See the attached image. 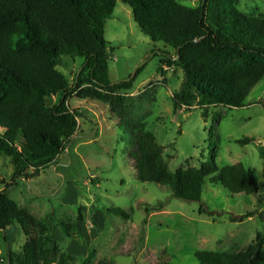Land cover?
I'll list each match as a JSON object with an SVG mask.
<instances>
[{"label":"trees","instance_id":"obj_1","mask_svg":"<svg viewBox=\"0 0 264 264\" xmlns=\"http://www.w3.org/2000/svg\"><path fill=\"white\" fill-rule=\"evenodd\" d=\"M118 2L130 9L153 44L173 51V56L161 52L160 66L175 65L182 72L180 89L173 95L175 113L197 107L206 118L212 107L241 109L264 79V19L243 14L239 0H199L196 8L183 6L181 0H0V155L10 160L14 179L28 181L56 164L79 130L81 115L69 108L71 98L108 105L121 124L128 119L131 105L120 93L130 91L133 80L109 81L104 37ZM64 60L81 61L79 76L86 77L70 85L58 71ZM145 128L140 121L129 128V157L139 183L166 187L172 197L188 202H200L207 184L231 196L264 192V183L241 164L218 169L212 159L199 168L171 173L162 147ZM11 186L0 192V232L5 239L6 229L17 224L26 242L18 254L8 250L7 264H73L76 258L53 242L45 222L8 198ZM111 213L127 217L119 209ZM83 221L79 211L76 219L59 221L53 229L73 240L76 225ZM93 257L88 254V264ZM193 257L198 264H264V240L258 235L245 252H196Z\"/></svg>","mask_w":264,"mask_h":264},{"label":"rangeland","instance_id":"obj_2","mask_svg":"<svg viewBox=\"0 0 264 264\" xmlns=\"http://www.w3.org/2000/svg\"><path fill=\"white\" fill-rule=\"evenodd\" d=\"M180 3L196 8L199 0ZM238 9L264 19V0H239ZM104 37L110 56L109 81L133 80L132 89L120 93L131 105L126 122L119 123L106 104L71 98L69 108L81 115L79 130L56 164L25 181L12 177L10 160L0 155V191L12 185L8 198L45 222L53 242L76 258L73 264H88L91 253L90 264L103 260L198 264L196 252L240 253L258 235L264 240V192L231 196L207 184L200 202L182 201L166 187L139 183L129 157V128L140 121L162 147L171 173L199 168L213 159L218 169L241 164L254 180L264 183V79L250 91L241 109L212 107L206 118L197 107L175 113L173 95L180 89L182 72L175 65L160 66L162 53L173 56V51L142 34L130 9L120 2L106 21ZM80 67L81 61L64 60L58 71L72 85L86 77L79 76ZM244 140L250 142L238 143ZM112 209L127 217L115 216ZM79 211L84 221L76 225L73 240L53 229L66 218L76 219ZM247 214L251 217L239 220ZM51 216H55L52 221ZM25 242L24 229L17 224L6 229L5 239L1 231L0 264H7L8 250L18 254Z\"/></svg>","mask_w":264,"mask_h":264},{"label":"water","instance_id":"obj_3","mask_svg":"<svg viewBox=\"0 0 264 264\" xmlns=\"http://www.w3.org/2000/svg\"><path fill=\"white\" fill-rule=\"evenodd\" d=\"M176 59H178V56H177V58ZM126 81H129V80H126Z\"/></svg>","mask_w":264,"mask_h":264},{"label":"crops","instance_id":"obj_4","mask_svg":"<svg viewBox=\"0 0 264 264\" xmlns=\"http://www.w3.org/2000/svg\"><path fill=\"white\" fill-rule=\"evenodd\" d=\"M113 84V83H112ZM1 192V191H0ZM10 231V230H9Z\"/></svg>","mask_w":264,"mask_h":264}]
</instances>
